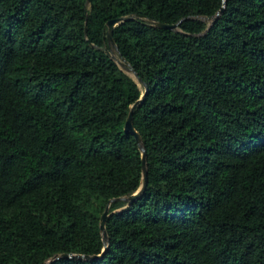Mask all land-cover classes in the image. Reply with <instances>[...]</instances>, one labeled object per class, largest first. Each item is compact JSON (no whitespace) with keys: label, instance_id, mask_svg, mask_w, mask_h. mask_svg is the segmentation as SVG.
Here are the masks:
<instances>
[{"label":"trees","instance_id":"16d2710c","mask_svg":"<svg viewBox=\"0 0 264 264\" xmlns=\"http://www.w3.org/2000/svg\"><path fill=\"white\" fill-rule=\"evenodd\" d=\"M135 15L148 187L56 264H264V0H0V264L101 255L140 188Z\"/></svg>","mask_w":264,"mask_h":264},{"label":"water","instance_id":"95a60500","mask_svg":"<svg viewBox=\"0 0 264 264\" xmlns=\"http://www.w3.org/2000/svg\"><path fill=\"white\" fill-rule=\"evenodd\" d=\"M88 3H90V0H88ZM225 7H223L216 16L214 17H204V16H200V17H195V18H188V19H184L181 22H179L176 25H165L162 23H158L155 21H150L148 19H145L146 22L151 23L154 27H158L160 29H166V30H172V31H178L179 26L181 25V23H183L184 21L187 20H199L202 22H206L209 23V29L217 22V20L220 18V16L223 14ZM140 17L135 15V16H129V17H124V18H120V19H116V20H112L107 24L108 27V36H107V40L109 43V49L105 50V53L120 67V69L126 73L127 75H129L131 78H133L136 82L139 83L140 87H143L145 90V93L142 95L140 101L134 105L132 107V111L129 115V118L127 120L126 126H125V130L127 133L132 134L139 146V149L142 153V163H143V178H142V183L140 188L138 189V191L136 193H134L133 195L129 196V197H123V198H119V199H114L112 201H110V204L107 206L103 216L101 217V222H100V229H101V233H102V238H103V243H104V249L101 255L98 256H85V255H74V254H63V255H58L56 257H54L51 261L47 262L46 264H56L57 262L61 261V260H74V261H96V260H101L103 259V257L106 255V253L109 251L110 249V239H109V235L107 232V222H108V218L112 215L109 213L110 211V207L113 203L115 202H123L127 204V207L132 206L133 204H135L137 201H139L146 193L147 187H148V169H147V152H146V148H145V144L143 142V139L141 137V135L137 132V130L134 127V123H133V114L134 111L136 109V107L142 103L145 99V96L148 92V86L144 83V81L138 76V74L136 73V71L133 69V67L131 66V64L123 57L122 53L120 52L115 39H114V30L119 27L121 24L126 23V22H130V21H134V20H138ZM209 29L207 30V32L209 31ZM206 32V33H207ZM119 212V211H117Z\"/></svg>","mask_w":264,"mask_h":264}]
</instances>
